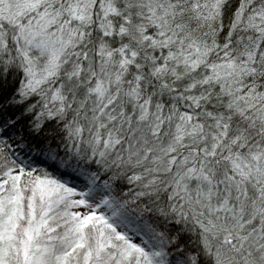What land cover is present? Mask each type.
Wrapping results in <instances>:
<instances>
[{
	"label": "snow or ice",
	"instance_id": "6c2138e0",
	"mask_svg": "<svg viewBox=\"0 0 264 264\" xmlns=\"http://www.w3.org/2000/svg\"><path fill=\"white\" fill-rule=\"evenodd\" d=\"M0 264H264V0H0Z\"/></svg>",
	"mask_w": 264,
	"mask_h": 264
}]
</instances>
